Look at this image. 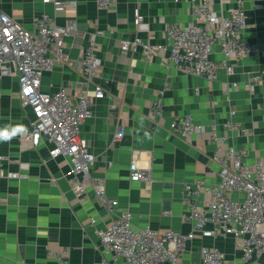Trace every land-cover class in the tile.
<instances>
[{"label":"crops","instance_id":"crops-1","mask_svg":"<svg viewBox=\"0 0 264 264\" xmlns=\"http://www.w3.org/2000/svg\"><path fill=\"white\" fill-rule=\"evenodd\" d=\"M68 1L76 6L57 10L43 0H0V8L29 30L44 13L59 25L75 23L73 34L65 36L67 59L44 72L41 89L55 92L64 86L74 96L85 86L93 96L94 84H101L105 96L93 99V115L81 125L96 157L92 174L105 178L107 194L132 212L135 228L189 233L193 224L183 218L188 210L185 184L202 179L212 185L219 179L213 120L225 137L223 146L248 149V162L264 161V54L233 58V72L221 67L216 78L186 74L169 63L166 52L147 55L141 46L125 51L121 44L137 36L165 43L168 24L192 22L193 5L200 0H113L108 9L99 8L97 0ZM238 6L247 14L243 39L264 50V0H213L219 13ZM92 40L103 65L89 79L78 60ZM213 58L219 62L222 55L215 50ZM156 98L162 100L161 116L153 112ZM184 115L202 127L187 135L172 130V121ZM33 118L32 108L22 105L18 75L0 72V154L6 156L5 171L20 174L0 177V264H58L56 252H65L68 264H126L102 252L96 230L106 228L114 214L91 186L75 194L70 158L52 156L46 136L37 145L25 143ZM230 119L235 128L227 127ZM119 128L124 134L117 140ZM133 161L149 169L150 180H131ZM208 199L203 191L200 206ZM236 242L232 235L196 232L180 261L201 264V248L215 246L229 264H264V253L244 263Z\"/></svg>","mask_w":264,"mask_h":264},{"label":"built area","instance_id":"built-area-1","mask_svg":"<svg viewBox=\"0 0 264 264\" xmlns=\"http://www.w3.org/2000/svg\"><path fill=\"white\" fill-rule=\"evenodd\" d=\"M112 1L97 0V4L101 9H108ZM43 2L52 3L57 10L76 6V1L68 0ZM193 17L188 24L169 23L163 44H152L137 36L123 40L121 47L126 51L132 46H141L147 55L166 52L169 63L181 72L207 78H216L221 67L228 73L233 72V58L264 54L257 43L247 42L242 37L248 27L242 6L231 8L229 13H219L213 7V0H200L193 5ZM138 22L143 23L141 14ZM74 30V22L59 25L46 13L36 19V28L29 30L0 8V72L18 75L22 105L34 112L25 143L37 145L46 136L53 144L52 156L65 154L70 158L75 194L81 196L91 186L98 199L114 214L106 228L96 230L102 252L110 254L115 261L122 259L126 264H184L180 258L188 241L196 232H201L204 236L232 235L237 238L236 245L242 251L244 263L264 253V161L248 162V149L223 146L225 137L219 135L216 120L211 123V140L216 144L214 158L220 164L219 179L212 185L202 179L185 184L188 210L183 218L192 222V230L184 234L174 229L160 231L150 226L134 227L132 212L120 207L119 201L107 194L104 177L92 174L96 157L81 134V125L93 115V99L105 96L103 86L95 83L93 96L85 86L79 87L74 96L64 86L55 92L41 89L44 72L67 59L65 36L73 34ZM49 50L53 54H49ZM215 50L222 55L219 62L213 58ZM78 64L89 79L99 75L103 64L93 40L82 52ZM237 85L238 82L233 83V86ZM152 108L156 115H162L161 98L155 99ZM226 125L236 127L231 119ZM200 127L191 115L177 117L171 123L172 130L183 135ZM123 134L124 129L119 128L115 139H120ZM5 159L6 156L0 154V177H18V172L5 171ZM130 170L131 180H150L149 169L139 166L136 161L131 163ZM203 191L208 193L209 199L205 206H200L198 198ZM232 191L242 192L244 196L234 198ZM95 222L92 218L91 223ZM55 254L58 264H68L65 252ZM201 256V264H229L215 246H203Z\"/></svg>","mask_w":264,"mask_h":264}]
</instances>
